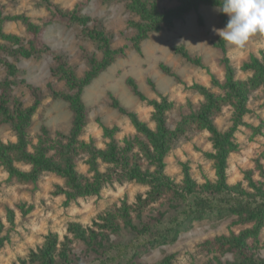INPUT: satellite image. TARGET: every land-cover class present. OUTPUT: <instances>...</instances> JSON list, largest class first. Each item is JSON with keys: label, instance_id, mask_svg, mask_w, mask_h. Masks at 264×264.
<instances>
[{"label": "trees", "instance_id": "16d2710c", "mask_svg": "<svg viewBox=\"0 0 264 264\" xmlns=\"http://www.w3.org/2000/svg\"><path fill=\"white\" fill-rule=\"evenodd\" d=\"M42 1L51 16L48 23L62 15L69 25H81L84 34L98 44L102 57L90 56L89 68L83 76L60 64L55 73L66 81L68 88L54 91L53 95L69 104L73 125L68 133L56 134L43 127L36 143L30 139L28 128L40 101L29 106L19 99L12 103L14 81L9 77L0 78V119L10 126L15 136V140L0 139V167L11 180L22 183L37 182L46 173L57 175L63 184L56 185L55 193L63 195L66 204L100 196L106 187L127 182L147 186V191L139 194L134 202L125 198L120 205L111 206L89 227L70 221L63 239L57 233L49 232L40 247L31 249L26 257L14 264H175L174 254H168L155 263L144 262L141 258L144 253L160 245L175 242L181 232L191 228L196 221L206 218L220 220L233 215L248 226L239 233L207 238L199 243V249L216 256L228 253L237 256L235 261L226 264H264V258L251 251L264 228V165L259 162L256 165L260 180L253 178V170L245 172L249 189L244 187L242 181L230 184L227 175L229 155L236 149L235 135L242 126L247 125L245 116L249 112L250 95L264 88V56H252L250 61L244 63L241 68L249 73L245 79L236 77V68L227 56L224 57L226 82L220 83L213 76L212 85L217 90L202 84L188 87L200 94L202 101L197 108L182 113L173 127L170 125L169 113L175 103L162 94L160 98L147 97L139 90L136 81L129 78L128 83L135 93L152 108L154 127L112 96L113 105L130 119L136 134L125 137L120 144L116 138L118 126L102 124L104 136L108 138L106 147L102 148L94 138H84L88 110L82 94L84 88L110 66L118 55L124 53L127 46L116 48L110 32L103 28L91 29L92 19L81 13V5L72 10H64L52 0ZM103 1H122L126 10L137 17L128 22L129 27L135 31L131 44L136 50L141 49L142 41L151 33L170 29L177 20L191 11L203 5L222 4V0H176V5L163 7L160 0ZM221 14L227 21V15ZM0 19L4 22L1 16ZM8 19L21 21L33 36H40L44 29L43 25L23 13L9 16ZM199 20L202 23L201 16ZM218 46L227 51L222 39ZM43 50L37 38L27 47L19 35L5 32L0 22V66L6 69L8 75L14 76L18 72L16 64L9 58L19 54L31 57ZM173 50L203 66L200 58H193L183 47H174ZM162 67L171 73L164 64ZM226 107L232 111V124L223 131L216 120ZM191 131H206L210 134L214 151L207 153V156L214 162V181L199 183L192 177L187 165L180 183L166 172L167 155L175 143ZM81 158L88 167L86 174L78 169ZM157 203L167 205L173 213L165 221L162 217L155 221L145 220V212ZM10 212L9 221L14 222L13 213ZM2 227L0 221V250L8 240V236L2 234ZM123 230L131 233L130 240L116 241L113 236L120 235ZM76 248H81V254H78ZM218 264L223 263L218 261Z\"/></svg>", "mask_w": 264, "mask_h": 264}, {"label": "rangeland", "instance_id": "374dc122", "mask_svg": "<svg viewBox=\"0 0 264 264\" xmlns=\"http://www.w3.org/2000/svg\"><path fill=\"white\" fill-rule=\"evenodd\" d=\"M52 2L64 10H72L81 5V13L92 19L91 29L103 28L110 32L116 48L127 46L125 52L118 55L110 66L88 84L82 94L88 110L84 138H94L102 148L106 147L108 141L102 124L118 126L116 138L120 144L125 137L136 134L130 119L113 105L112 96L154 127L152 108L135 93L128 83L129 78L136 81L139 90L147 97L160 98L162 94L175 103L174 109L169 113L170 125L173 127L182 113L197 108L202 101L203 97L188 87L202 84L217 90L212 85L213 76L220 83L226 82L224 57L227 56L236 68V77L245 79L249 73L242 70L244 63L250 61L252 56H264V35H256L243 50L230 47L225 41L226 52L218 46L222 38L213 29L225 28L228 20L225 21L221 12L217 11L220 7L217 5H203L177 20L170 29L151 33L142 41L141 49L136 50L131 44L135 31L129 27L128 22L137 17L126 10L124 2ZM176 3V0H160L163 7H172ZM22 13L44 26L40 36L29 34L21 21L8 19L9 16ZM0 16L4 21L0 19L5 32L19 35L27 47L37 38L44 49L42 53L31 57L19 54L9 58L18 68L14 76L8 75L6 69L0 66V78L9 77L14 81L12 103L19 99L29 106L40 101L28 128L30 139L36 143L43 127H47L52 134L68 133L73 125V114L66 101L53 95L54 91L66 90L68 86L55 72L63 64L75 74L83 76L89 68V57H102L98 44L84 34L81 25H69L62 15L48 23L51 16L42 0H0ZM227 18L229 19L228 16ZM174 47H183L193 58H200L203 66L176 53ZM163 64L171 73L162 67ZM248 109L245 116L247 125L242 126L235 135L236 149L229 155L227 169L228 182L235 184L242 181L247 189L245 172L253 170V178L260 180L256 165L257 162L264 165V88L250 95ZM231 117L232 111L226 107L216 120L218 127L223 131L227 130L232 124ZM209 136L206 131H191L175 143L166 157V172L177 183L183 179L185 165L199 183L216 179L214 162L207 156V153L214 151ZM0 139L15 140L10 126L1 119ZM87 168L81 158L78 161L79 171L86 174ZM57 184H63V180L52 173L44 174L37 182H17L11 180L8 173L0 167V221L3 224L2 234L8 236L5 246L0 250V264H14L26 257L31 249H37L44 243L49 232H55L63 239L70 221L89 227L111 206L120 205L125 198L134 202L139 194L147 191V186L127 182L106 187L100 196L66 204L65 197L55 193ZM10 210L14 222L9 221ZM170 213L173 211H169L167 205L157 203L145 212L144 219L155 221L162 217L165 221ZM247 226L236 215L220 220L206 218L196 221L191 228L181 232L175 242L144 253L141 260L155 263L168 254H174L175 264H218V261L226 264L228 261H235L237 256L233 253L218 256L203 253L199 249V243L218 235L239 233ZM113 238L118 242H126L130 240L131 233L123 230ZM76 251L81 254V248H76ZM251 251L264 258V228Z\"/></svg>", "mask_w": 264, "mask_h": 264}, {"label": "clouds", "instance_id": "9594fccd", "mask_svg": "<svg viewBox=\"0 0 264 264\" xmlns=\"http://www.w3.org/2000/svg\"><path fill=\"white\" fill-rule=\"evenodd\" d=\"M217 11L229 19L225 28L213 31L228 46L243 50L256 35H264V0H222Z\"/></svg>", "mask_w": 264, "mask_h": 264}]
</instances>
